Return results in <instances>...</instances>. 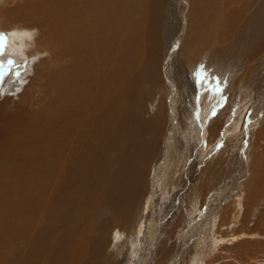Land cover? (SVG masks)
Here are the masks:
<instances>
[{
    "label": "bare ground",
    "instance_id": "1",
    "mask_svg": "<svg viewBox=\"0 0 264 264\" xmlns=\"http://www.w3.org/2000/svg\"><path fill=\"white\" fill-rule=\"evenodd\" d=\"M10 2L0 8V31L10 30L8 45L0 47L8 65L0 68V88L8 84L0 92V264H123L108 254L111 232L141 214L146 176L162 148L166 115L150 116L147 107L162 88L164 0ZM182 2L187 63L169 74L184 83L190 110L205 88L197 65L207 53L242 60L240 67L263 55L264 0ZM19 22L38 28L39 36L12 27ZM164 39L165 53H172L175 46ZM34 41L57 52L58 67L41 70L39 97L6 96L16 75L11 63L26 60L23 51ZM258 135L264 139V122ZM168 137L160 164L170 154ZM207 184L202 180L199 190ZM263 188L264 167L250 186ZM169 251L157 264L170 259Z\"/></svg>",
    "mask_w": 264,
    "mask_h": 264
},
{
    "label": "rangeland",
    "instance_id": "2",
    "mask_svg": "<svg viewBox=\"0 0 264 264\" xmlns=\"http://www.w3.org/2000/svg\"><path fill=\"white\" fill-rule=\"evenodd\" d=\"M10 1L0 0V8L12 7ZM163 5L162 88H157V95L153 92L147 107L150 116L166 115L160 136L162 148L146 176L141 214L128 227L113 229L108 254L115 253L114 257L123 264H157L170 248L172 255L165 264H264V197L260 196L264 195V188L259 192L250 189L257 171L264 167V139H258L264 122V53L258 57L261 61L257 58L246 67H240L242 60L228 57L214 60L207 53L197 65L205 84L201 103L198 102L197 109L189 110L183 102L184 83L177 73L169 74L187 63L183 47L188 33V11L182 0H164ZM19 23L12 27L32 29L34 35L39 33L29 23ZM6 28L0 31V47L9 43L10 30ZM166 36L175 46L172 53H165ZM36 41L23 51L27 62L11 63L10 70H15L16 75L11 81L13 89H8L6 96L18 93L20 97H39L37 82L41 70L46 66L58 67L57 52L52 53L40 44L41 48ZM0 68H8L1 59ZM189 70L190 64L187 73ZM236 80L239 83L234 89ZM26 100L31 103L32 98ZM205 104L208 110L203 107ZM202 107L205 115L201 113ZM170 133L173 136L170 154L160 164L161 156L167 153ZM204 179L208 184L201 191ZM244 243L246 247L242 249L240 245ZM148 254L150 257L143 261ZM205 257L213 262H207Z\"/></svg>",
    "mask_w": 264,
    "mask_h": 264
}]
</instances>
